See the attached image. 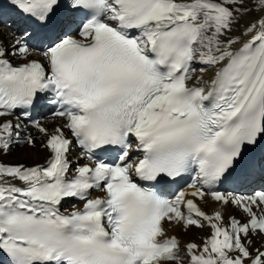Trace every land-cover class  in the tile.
I'll use <instances>...</instances> for the list:
<instances>
[{
    "label": "snow or ice",
    "instance_id": "1",
    "mask_svg": "<svg viewBox=\"0 0 264 264\" xmlns=\"http://www.w3.org/2000/svg\"><path fill=\"white\" fill-rule=\"evenodd\" d=\"M7 8L0 264H264V0Z\"/></svg>",
    "mask_w": 264,
    "mask_h": 264
},
{
    "label": "bare ground",
    "instance_id": "2",
    "mask_svg": "<svg viewBox=\"0 0 264 264\" xmlns=\"http://www.w3.org/2000/svg\"><path fill=\"white\" fill-rule=\"evenodd\" d=\"M0 13L2 14V17L4 19L9 21V23H11L14 19H16L13 13L7 8V0H0ZM3 14L6 15L4 16ZM45 122L47 123L48 121L45 120ZM37 139H38V143L36 144L35 148H31L26 145H20L19 147H14L9 154L0 155V162L6 164H24L28 167L34 166L36 164L45 163L48 157V151L41 147V144L39 142V137H37ZM75 155H76V151L74 150L73 158L75 157ZM79 162L86 163V161L84 160H81ZM73 167H75V160L73 163ZM241 191H247V189ZM70 201L65 203V207H70L72 203H75L74 201L72 202ZM227 211L237 215L238 218H242V214L237 212L231 206H229ZM169 227L171 229L169 234L178 235L182 243H187L189 242V240L192 239H195L197 242H200V240L204 236H206L209 232L208 228H205L203 230L192 229L191 232H189L188 234H184L177 227H173V226H169ZM260 244H264V237H261L256 240V246H259Z\"/></svg>",
    "mask_w": 264,
    "mask_h": 264
}]
</instances>
